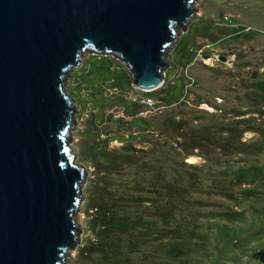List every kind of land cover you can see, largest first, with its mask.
<instances>
[{
    "label": "rangeland",
    "instance_id": "rangeland-1",
    "mask_svg": "<svg viewBox=\"0 0 264 264\" xmlns=\"http://www.w3.org/2000/svg\"><path fill=\"white\" fill-rule=\"evenodd\" d=\"M194 6L160 89L108 55L67 77L87 177L66 264H264V0Z\"/></svg>",
    "mask_w": 264,
    "mask_h": 264
},
{
    "label": "water",
    "instance_id": "water-1",
    "mask_svg": "<svg viewBox=\"0 0 264 264\" xmlns=\"http://www.w3.org/2000/svg\"><path fill=\"white\" fill-rule=\"evenodd\" d=\"M195 1L0 0V264H66L78 244L87 170L69 73L108 55L160 89Z\"/></svg>",
    "mask_w": 264,
    "mask_h": 264
},
{
    "label": "trees",
    "instance_id": "trees-1",
    "mask_svg": "<svg viewBox=\"0 0 264 264\" xmlns=\"http://www.w3.org/2000/svg\"><path fill=\"white\" fill-rule=\"evenodd\" d=\"M184 164L188 165L186 162H184ZM255 257L257 259H261L262 261H264V250L263 251H260L258 253L255 254Z\"/></svg>",
    "mask_w": 264,
    "mask_h": 264
},
{
    "label": "bare ground",
    "instance_id": "bare-ground-1",
    "mask_svg": "<svg viewBox=\"0 0 264 264\" xmlns=\"http://www.w3.org/2000/svg\"><path fill=\"white\" fill-rule=\"evenodd\" d=\"M194 160V158H191V161Z\"/></svg>",
    "mask_w": 264,
    "mask_h": 264
}]
</instances>
